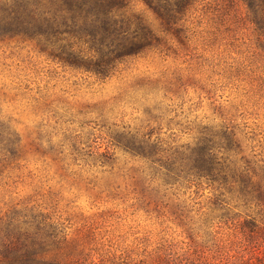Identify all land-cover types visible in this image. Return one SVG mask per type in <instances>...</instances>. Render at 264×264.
<instances>
[{"label":"rangeland","instance_id":"1","mask_svg":"<svg viewBox=\"0 0 264 264\" xmlns=\"http://www.w3.org/2000/svg\"><path fill=\"white\" fill-rule=\"evenodd\" d=\"M220 4L205 0L191 16L189 49L129 60L109 79L65 66L30 40H0V136L19 143L0 177V217L49 215L69 250L94 264L232 261L235 232L217 221L205 228L204 214L220 215L209 190L163 197L146 187L143 162L115 147L111 159L100 156L128 129L185 141L190 128L230 124L264 157V33L243 4Z\"/></svg>","mask_w":264,"mask_h":264},{"label":"trees","instance_id":"2","mask_svg":"<svg viewBox=\"0 0 264 264\" xmlns=\"http://www.w3.org/2000/svg\"><path fill=\"white\" fill-rule=\"evenodd\" d=\"M212 1L222 8L243 4L249 21L264 33V0ZM202 4L205 0H0V40H30L65 66L109 79L129 60L189 49V20ZM149 130L124 131L125 137L107 141L100 156L111 159L118 148L143 162L146 187L163 197L181 189L209 190L211 213L220 215L210 221L204 214L205 228L215 221L228 226L237 247L228 250L237 253L232 261L217 264H264V157L230 124L190 128L185 141L176 133L162 137L160 128ZM18 146L9 133L0 136V177L19 156ZM81 151L74 148V161ZM82 255L69 250L65 228L49 215L21 210L0 217V264H94Z\"/></svg>","mask_w":264,"mask_h":264}]
</instances>
